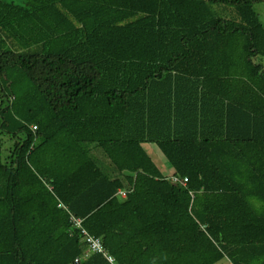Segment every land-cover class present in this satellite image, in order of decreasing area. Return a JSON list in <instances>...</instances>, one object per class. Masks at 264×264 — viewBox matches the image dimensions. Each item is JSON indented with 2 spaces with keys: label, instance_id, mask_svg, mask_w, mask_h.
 Wrapping results in <instances>:
<instances>
[{
  "label": "trees",
  "instance_id": "16d2710c",
  "mask_svg": "<svg viewBox=\"0 0 264 264\" xmlns=\"http://www.w3.org/2000/svg\"><path fill=\"white\" fill-rule=\"evenodd\" d=\"M258 1L0 0V264H264Z\"/></svg>",
  "mask_w": 264,
  "mask_h": 264
},
{
  "label": "rangeland",
  "instance_id": "374dc122",
  "mask_svg": "<svg viewBox=\"0 0 264 264\" xmlns=\"http://www.w3.org/2000/svg\"><path fill=\"white\" fill-rule=\"evenodd\" d=\"M8 2H13L17 5H25L28 0H7ZM254 11L257 13L262 25L264 26V0H259L253 5ZM257 63L261 64L264 68V58H257ZM0 141L3 143V150H7L13 144L11 140H9L8 136L0 135ZM147 154L151 157L156 166L160 169V171L164 173L166 167L170 170L169 165L167 164L164 157L158 151V148L152 144H146L143 146ZM5 154V153H3ZM112 169V168H111Z\"/></svg>",
  "mask_w": 264,
  "mask_h": 264
},
{
  "label": "built area",
  "instance_id": "2783aa9c",
  "mask_svg": "<svg viewBox=\"0 0 264 264\" xmlns=\"http://www.w3.org/2000/svg\"><path fill=\"white\" fill-rule=\"evenodd\" d=\"M33 130L35 129V127L32 128ZM168 180L173 183V184H178L181 186H184L187 182L186 179H179L175 176H171L168 178ZM126 192L125 191H119L117 196L119 197V199H125L126 198ZM72 223H74L75 225H79V221H72ZM86 243L89 245V250L88 252L85 253V257H88L91 253L96 254H102L103 257L106 259V261L109 264H115V260L114 258L102 247V245L100 244V242L96 239L90 238V237H86ZM80 260L79 259H75L74 263L75 264H79ZM230 264V263H228Z\"/></svg>",
  "mask_w": 264,
  "mask_h": 264
},
{
  "label": "crops",
  "instance_id": "0c3cea01",
  "mask_svg": "<svg viewBox=\"0 0 264 264\" xmlns=\"http://www.w3.org/2000/svg\"><path fill=\"white\" fill-rule=\"evenodd\" d=\"M164 168L166 169V171H164L165 174H163L165 177H171V176H173V170L171 168H170V170H168L166 167H164Z\"/></svg>",
  "mask_w": 264,
  "mask_h": 264
}]
</instances>
